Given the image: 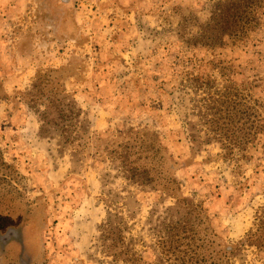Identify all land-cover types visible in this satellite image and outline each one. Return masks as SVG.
I'll use <instances>...</instances> for the list:
<instances>
[{
  "label": "rangeland",
  "instance_id": "374dc122",
  "mask_svg": "<svg viewBox=\"0 0 264 264\" xmlns=\"http://www.w3.org/2000/svg\"><path fill=\"white\" fill-rule=\"evenodd\" d=\"M249 1L0 0V264H264Z\"/></svg>",
  "mask_w": 264,
  "mask_h": 264
},
{
  "label": "trees",
  "instance_id": "16d2710c",
  "mask_svg": "<svg viewBox=\"0 0 264 264\" xmlns=\"http://www.w3.org/2000/svg\"><path fill=\"white\" fill-rule=\"evenodd\" d=\"M213 17L210 34L206 39L203 38V42L200 46L206 50L216 51L224 46V38L226 37L239 43L243 40V38L249 35V33H257L263 28L264 0H251L250 3L243 4L231 3L229 6L225 7L224 10L220 7L219 13H213ZM197 44L198 43L196 42L194 46H197ZM200 61L192 59L187 61V63L191 65L192 69L190 70L191 79L194 77L193 73L198 71L199 65H201ZM181 67L184 68V65ZM200 79L202 78L197 77V79H192V81L197 83ZM261 135H264V126L262 123H257L254 139H258ZM152 147L154 150V148H157V145L152 142ZM156 153L162 154V151L157 150ZM172 183L175 182L172 181ZM177 191L178 190H176V192Z\"/></svg>",
  "mask_w": 264,
  "mask_h": 264
}]
</instances>
